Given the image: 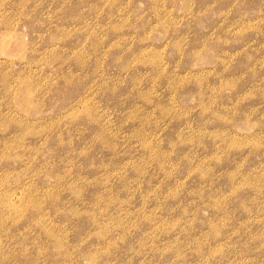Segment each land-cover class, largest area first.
I'll return each instance as SVG.
<instances>
[{"label": "rangeland", "instance_id": "374dc122", "mask_svg": "<svg viewBox=\"0 0 264 264\" xmlns=\"http://www.w3.org/2000/svg\"><path fill=\"white\" fill-rule=\"evenodd\" d=\"M0 264H264V0H0Z\"/></svg>", "mask_w": 264, "mask_h": 264}]
</instances>
